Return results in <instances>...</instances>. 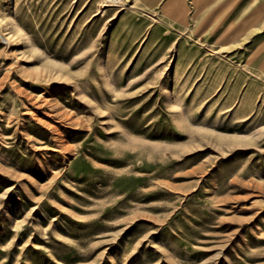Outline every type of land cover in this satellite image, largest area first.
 <instances>
[{
    "label": "rangeland",
    "instance_id": "rangeland-1",
    "mask_svg": "<svg viewBox=\"0 0 264 264\" xmlns=\"http://www.w3.org/2000/svg\"><path fill=\"white\" fill-rule=\"evenodd\" d=\"M169 1L0 0V264H264V45Z\"/></svg>",
    "mask_w": 264,
    "mask_h": 264
},
{
    "label": "crops",
    "instance_id": "crops-1",
    "mask_svg": "<svg viewBox=\"0 0 264 264\" xmlns=\"http://www.w3.org/2000/svg\"><path fill=\"white\" fill-rule=\"evenodd\" d=\"M221 4L223 14L226 6L229 10L228 16L222 19L223 30L228 31L223 33L221 44H245L249 51L252 46L251 52L260 53L254 47L264 45V0H222ZM262 59L259 61L264 62Z\"/></svg>",
    "mask_w": 264,
    "mask_h": 264
},
{
    "label": "bare ground",
    "instance_id": "bare-ground-1",
    "mask_svg": "<svg viewBox=\"0 0 264 264\" xmlns=\"http://www.w3.org/2000/svg\"><path fill=\"white\" fill-rule=\"evenodd\" d=\"M179 4H181L180 2H179V0H170L167 4H166V7L168 8H173V7H175V6H179ZM179 7H181L182 9H181V11L180 12H178V14L177 15H181V13L183 12V5H180Z\"/></svg>",
    "mask_w": 264,
    "mask_h": 264
}]
</instances>
